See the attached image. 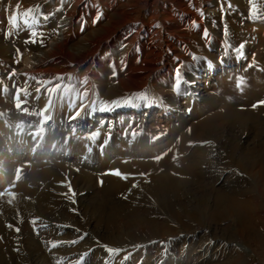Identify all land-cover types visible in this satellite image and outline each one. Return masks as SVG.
<instances>
[{"label":"bare ground","instance_id":"bare-ground-1","mask_svg":"<svg viewBox=\"0 0 264 264\" xmlns=\"http://www.w3.org/2000/svg\"><path fill=\"white\" fill-rule=\"evenodd\" d=\"M198 1L0 0V264H130L133 254L139 264H249L237 238L249 249L264 235V89L244 104L214 89L221 75L261 82L264 71L252 75L247 63L264 67V10L248 16L256 0H208L204 15ZM17 3L34 11L14 28ZM112 170L130 187L88 205L96 174L105 194L124 179ZM229 220L230 238L195 242L194 226Z\"/></svg>","mask_w":264,"mask_h":264},{"label":"rangeland","instance_id":"rangeland-1","mask_svg":"<svg viewBox=\"0 0 264 264\" xmlns=\"http://www.w3.org/2000/svg\"><path fill=\"white\" fill-rule=\"evenodd\" d=\"M232 1V0H231ZM199 6L201 7V13L202 14H206L207 10L212 8L213 3L209 2L208 0H199L198 1ZM249 6H253L254 7L248 11H246V14L248 16L253 15V13H255L256 11H259L261 9L264 10V0H256L254 3L249 2L248 3ZM239 19L241 18V16L238 17ZM202 47H197L195 48V50H198L199 53H204L201 49ZM261 63H264V55L262 57V60L260 61ZM260 63V64H261ZM184 65H189V60L186 59L184 61ZM249 65H251V67H249ZM264 65V64H263ZM247 67L250 69V71L252 72V75H259L258 74V70H263L264 71V67H260L259 63H257L256 61H252L247 63ZM257 69V70H256ZM185 71V69L183 70ZM262 73V80L260 83L256 84L257 79H255V77H249L248 80L243 79L244 83L240 85V87H237L238 84V80L239 78H235V76H233L232 74L230 75H221L220 77H218L217 79V83H215V93L217 94V96L219 97L220 100H226V101H230L234 104H244L246 102L245 99V95L247 93L250 92H254L257 89H259V87H263L264 89V72ZM193 89H196V86L193 87ZM262 89V88H261ZM172 94L171 90H169L167 95ZM226 95V96H224ZM4 111L5 109L2 107L0 108V111ZM8 112V111H7ZM6 112V113H7ZM78 142V141H77ZM79 143V142H78ZM118 167H123L126 169H131V170H135L137 171L138 169L135 167V164L132 162H129L128 160H122L119 161V165ZM113 172V170H112ZM95 176H97L99 179H101V183H100V189L97 191V193L93 196H90L89 198L86 199L87 204H91V203H95V204H110L113 200L118 198V195L122 192L125 191V189H128L131 185V181L127 180V179H117L116 181L113 182V186H112V193L111 194H105L103 187L105 185L103 178L104 175L103 173L101 174H96ZM241 178L245 179L246 181H249V178L247 176H241ZM73 201H78V196H74L71 198ZM256 216L258 218L263 217L264 218V204L261 205L260 209L257 210ZM82 226L84 227L86 225V221L83 220L82 221ZM93 230L97 231L99 228L102 227L100 219H96L95 222L92 225ZM105 230H110V227H105ZM193 232L198 233V237L195 240L196 243L200 244L203 243L205 241H207V238H212V236L217 235V237H223V238H230L229 233L231 234V232H234V227H233V223L231 222V220L227 221L226 223H221L217 226H213L207 222H204L202 224H199L197 226H194V228L192 229ZM181 235V234H180ZM58 241L62 242V243H67L68 241H70V238L67 237V235H62L60 237H58ZM179 240V239H177ZM95 243V247L96 246H100V247H105L104 243L102 242L101 239H96L94 240ZM237 243L244 249L245 254H246V261L249 264H264V235L262 238H260L259 240L251 243L249 245V249H245L246 245L243 244L241 242L240 238H237ZM84 241H80L79 245H83ZM174 244L177 247V250H181V245H179V242L174 241ZM138 256L136 255H132L131 261L129 262L130 264H139L141 263L142 258L137 259ZM194 258V257H193ZM136 261V262H134ZM226 262V261H225ZM79 263V262H78ZM84 264H93V262L91 263H84ZM188 264H196L193 263L191 261L188 262Z\"/></svg>","mask_w":264,"mask_h":264},{"label":"snow or ice","instance_id":"snow-or-ice-1","mask_svg":"<svg viewBox=\"0 0 264 264\" xmlns=\"http://www.w3.org/2000/svg\"><path fill=\"white\" fill-rule=\"evenodd\" d=\"M19 8H20V5H19V3H17L16 8L13 10V15L9 18V23H10V25H12V27H14V28H19L20 24H25V25H27V24L29 23V17L32 15V13H33V11H34L32 8H29V9H26L23 13H21V12L19 11ZM99 15H100V14H98V16H97V20L99 19ZM45 18H47V17H45ZM36 35H37V33H36L35 31H32V32L30 33V37H29V39L31 40L32 43H35V42H36L34 39H32V37H35ZM205 35H207L206 32H205ZM27 42H28V41H26V43H27ZM41 43H43V42L41 41ZM243 48H244V44H241V45L239 46V48L236 49V51L240 54V56L243 55V52H242V49H243ZM17 52H19V50H17ZM249 67H251V65H249ZM14 74H15V73H13V75H14ZM176 76H177V80H176V83H175V88H176V90L178 91L179 88H180V86H181V80L179 79V77H180V71H179V69H177ZM85 83H86V81H85ZM243 83H244L243 78H239V80H238V84H237V87H240V85L243 84ZM58 87H59V86L57 85L56 87H53V88H51V89H47V91L55 92V91L57 90ZM19 91H23V90H18V93H19ZM37 91L39 92L40 89L38 88ZM136 98H138V99H140V100H143V101H146V102L149 101V100L151 99L146 93H139V94H136ZM17 100H18V102H17L16 107H17L18 109H20V108H21V103L19 102V95H17ZM111 103L114 104V105H116V106H119V105H120V101H118V100H114V101H112ZM258 103H259V104H264V101H260V102H258ZM256 106H257V105H253V107H256ZM73 107H75V105H73ZM94 110H95V109H94ZM100 110L103 111V110H105V108L102 107ZM23 111H27V109H23ZM45 111H46V110H45ZM38 115H42V113H38ZM77 116H79V112H77V113L75 114V116H73V117H71V118H72V119H75ZM48 119H49V117H47V116L44 117V121H45V123L47 122ZM43 132H44V128H43V127H40V128H39V131L36 133V136H40V137L42 138V134H43ZM96 135H97L96 133H93V134L89 137V139H94ZM208 143H211V142H208ZM89 151H91V148H89ZM165 154H166V153H165ZM161 158H162L161 156H157V157H155L156 160H160ZM20 171H21L20 169H17V174H16V179H17V180L20 179ZM112 174L117 175V176H121V177L124 178V179H127V178H128L126 175L122 174L119 170H114ZM141 175H143V174H141ZM13 186H14V185H13ZM133 187H136V185L134 184ZM4 194H5L4 192L0 191V195H4ZM7 195H9V196H13L14 194L11 193V192H7ZM8 202L11 203V200H9ZM73 202H75V201H73ZM32 223H33V225H35V224H36V220L34 219V220L32 221ZM8 227H11V225H8ZM15 230H16L17 232L20 231L19 228H16ZM76 242H77V241H73L72 243H76ZM58 243H59V242H52V247H56V246H58ZM105 247H106V250H107L110 254H111V253L119 254V252L121 251V249L110 248V247H107V246H105Z\"/></svg>","mask_w":264,"mask_h":264}]
</instances>
